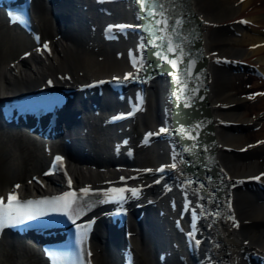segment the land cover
I'll return each mask as SVG.
<instances>
[{"label": "bare ground", "instance_id": "obj_1", "mask_svg": "<svg viewBox=\"0 0 264 264\" xmlns=\"http://www.w3.org/2000/svg\"><path fill=\"white\" fill-rule=\"evenodd\" d=\"M44 1L32 0V21L35 34L41 40L48 39V50L41 49L39 42H34L32 38L24 37L11 27L4 26L0 20V98L38 85L47 77L73 83L121 73L133 66L132 59L136 54L134 44L137 42L133 34L122 32L102 47L94 44L93 40L102 27H113L116 22L131 17L136 20V24L138 22L140 28L141 16L147 13V8L141 11L137 0H131L130 4L127 1L102 6L87 4L84 10L88 13L85 15L84 12H74L78 15L73 18L68 12L74 7L75 1L55 0L54 4L57 2L58 5L53 10L59 17L58 25L46 17L47 6ZM189 3L196 14L207 21L203 25L202 34L206 51L211 58L207 72V95L216 117L213 129L220 144L216 151V161L226 174L235 175L243 181L236 184L229 195V204L238 227L231 225L229 221H226V225L223 222L203 221L200 232L193 235V238L200 234L205 236L199 240L193 253L203 256L208 251L209 257L212 256L213 261L218 264L231 260H234L232 264H257L251 260L257 258L259 261V256H264V143H261L264 141V95H256L264 93V0H189ZM63 12L68 16L62 17ZM66 73L67 78L64 76ZM144 86L145 98L139 112V130L155 131L163 122L161 109L165 81L162 77H151ZM134 88L132 86L127 89V100L131 98ZM100 93L102 94L96 98L93 93L86 96L76 94L71 103L58 113L63 131L59 134L62 140L55 147L67 150L69 159L60 163L58 171L53 175H40L44 168L41 166L50 150L49 144H41L23 134L21 145L32 152L30 161L25 165V161H21L25 156L16 144L18 141H15V138L18 140L21 136L0 122V152L8 161L5 178L0 180V196L13 189L25 194L45 191L51 185L62 188L73 186L75 189H109L133 183L142 184L144 195L139 198L146 200L151 197L154 200L143 208L144 215L140 224L129 222L127 230L132 253H135V257L139 256L144 264H197L200 261L189 262L185 255L180 258L177 250H173L175 246L172 247L175 243L176 247L179 246L184 232L179 231L175 235L178 230L170 229L168 216L163 212L174 213L176 209L179 210L177 191L173 187H165L166 178L158 182L151 181L159 173L145 171L153 169L160 161L170 160L168 143L163 139L150 137L137 157H126L124 161L111 160L117 166L113 163L100 166V162H96L97 158L92 153L101 147L105 151H112L114 146L111 143L116 144L124 131L120 125L108 126L103 123L102 118L96 119L92 110L94 106L106 103L120 106L123 95L114 97L108 91ZM168 125V133L175 147L173 151L183 152L186 157L183 166L179 165L181 167L174 170L176 174L178 172L177 182L199 201L208 200L203 193L209 185L189 183L193 177L204 179L205 176L203 172L195 174L202 166L203 152L199 150V142L203 127L199 126L193 132L195 139H189L174 124L173 119H168ZM67 136L68 142L63 139ZM26 138L38 144L34 143V146L26 142L25 145ZM120 144L119 142L118 145ZM79 156L88 158L78 160ZM199 159L200 161L195 162ZM24 165L27 174L22 171ZM33 174L36 178L32 177ZM257 176H260L259 180L253 179ZM69 177L71 185L67 184ZM121 177L125 179L122 180ZM16 185L20 187L16 188ZM209 194L208 191L207 196ZM216 202L218 203H207V208L223 204ZM167 203L168 210L165 209ZM103 209L96 210L92 216L99 215ZM95 224L93 244L89 248L91 252L87 254L88 257L94 264H119L116 244L109 239L115 233L112 235V229L100 219L95 220ZM14 241L19 240L0 231V264H45L38 252L22 242ZM251 253H255V256L250 257Z\"/></svg>", "mask_w": 264, "mask_h": 264}, {"label": "snow or ice", "instance_id": "obj_2", "mask_svg": "<svg viewBox=\"0 0 264 264\" xmlns=\"http://www.w3.org/2000/svg\"><path fill=\"white\" fill-rule=\"evenodd\" d=\"M137 2L141 5V11L144 9H149V15H152L154 17V23L156 27L154 29H151L152 36L155 37V39L150 38L151 45L154 49H158L155 51V55L164 61H166L168 64H170L173 68L181 70L184 75H189V73L195 69L196 62L193 60L191 62V65L189 67H185L186 64V58L190 59V53L185 51V44L191 43L188 41L187 37H183L181 40V29L184 28L187 21H185L183 18H174L167 14L165 8H164V0H137ZM159 8V11H155V9ZM207 23V21H204ZM241 23H248L247 21H241ZM117 27L120 28H126V27H132L131 25H119ZM143 27V26H141ZM157 33H161V35L157 36ZM158 41V42H157ZM147 45H141V47H146ZM44 48L47 49L48 45L45 44ZM50 51V50H49ZM169 53L174 54V58L169 57ZM143 58L141 57V61ZM220 60L217 58V63H219ZM133 66H137V59L134 56L132 59ZM145 66L143 63H140L139 70H144ZM129 78H136L133 73H128L124 79L127 80ZM177 82L180 81V77H176ZM100 83H103L102 81ZM197 89H188L187 85L184 86V89L181 90L180 96L181 98L184 96L185 92H191L192 95H195ZM256 95H264V93H258ZM250 99L253 97H249ZM190 106V105H186ZM199 128V125L196 126ZM168 130L165 128H161L160 132L164 133ZM182 132H185L186 130L182 129ZM158 134V133H157ZM153 135V133H148V136ZM189 139H195L194 136L191 134L188 135ZM261 143H264L262 141ZM62 157L57 156L56 161H62ZM171 167L175 168L176 165L172 164ZM150 171V170H149ZM160 171H163V169H160ZM48 173H46L47 175ZM264 175V174H262ZM121 179H125L124 177H121ZM253 179L259 180L260 176L253 177ZM72 181L69 177L68 184L71 185ZM191 183V181H189ZM237 183H243V181H238ZM16 188H19L20 185H16ZM82 192L85 194L89 191L88 188L81 189ZM125 191H130L133 196L139 194V190L132 188H114L112 189V192L116 193L117 195L113 197V199H120L123 200L124 196L123 193ZM76 194L75 192H68L65 193L63 196L55 197L52 200L48 201H25L22 202L18 195L13 192L8 194L7 197V203L4 201V197L0 196V230H2L5 227H8L9 225H13L15 223H18L21 218L23 217H31L33 212L40 211L42 214L43 208H48L49 211L52 212H61L69 215V218H72L73 210H74V204L76 202ZM188 207L187 205L185 206ZM229 210L230 205H229ZM196 213L195 210H193V216L195 217ZM219 215V213H217ZM234 220V214L230 217ZM235 226L238 227V223L235 224ZM199 243V241H197Z\"/></svg>", "mask_w": 264, "mask_h": 264}, {"label": "rangeland", "instance_id": "obj_3", "mask_svg": "<svg viewBox=\"0 0 264 264\" xmlns=\"http://www.w3.org/2000/svg\"><path fill=\"white\" fill-rule=\"evenodd\" d=\"M33 26H34V21H33ZM241 72H244V71H241ZM139 119V118H138ZM137 120L136 121H131V122H129L128 123V126L130 127L129 128V131H128V134H129V137H130V139L132 140V141H134V144L137 146V148L139 147L138 146V139H139V133H140V130H139V127L137 126ZM17 136V135H16ZM15 136V137H16ZM19 136V135H18ZM20 137V136H19ZM15 141L17 142H15L16 144H17V146H19L18 148H19V150L21 149V154L22 155H24L25 156V158L23 157V160H21L22 162H24L25 161V165H26V163H28L29 161H30V158H31V154H32V152H30V150H28V149H25V147L23 146L22 147V145H21V142H23V140H22V136L17 140V138H15ZM24 142H25V145H26V142L29 144H33L34 145V143H36L35 141H33L32 139H28V138H26L25 140H24ZM21 146H20V145ZM36 144H38V143H36ZM33 145H31L32 147H33ZM35 146V145H34ZM23 150H25V151H23ZM141 151V150H140ZM140 151H138V153L137 154H140ZM4 156L1 154V152H0V180L1 179H4L5 178V175H6V169H7V167H8V161H7V159H6V157L5 158H3ZM25 165L23 166V168H22V171L25 173V174H27V170H26V167H25ZM63 166V165H62ZM23 173V174H24ZM138 258V259H137ZM136 261V262H135ZM135 261H134V263L135 264H144V262L141 260V258L139 257V256H137L136 255V257H135Z\"/></svg>", "mask_w": 264, "mask_h": 264}]
</instances>
